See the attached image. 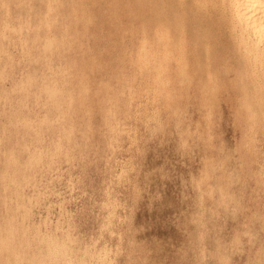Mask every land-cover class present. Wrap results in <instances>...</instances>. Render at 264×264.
Wrapping results in <instances>:
<instances>
[{
  "label": "rangeland",
  "instance_id": "rangeland-1",
  "mask_svg": "<svg viewBox=\"0 0 264 264\" xmlns=\"http://www.w3.org/2000/svg\"><path fill=\"white\" fill-rule=\"evenodd\" d=\"M191 6L0 0V264H264V66Z\"/></svg>",
  "mask_w": 264,
  "mask_h": 264
},
{
  "label": "bare ground",
  "instance_id": "bare-ground-1",
  "mask_svg": "<svg viewBox=\"0 0 264 264\" xmlns=\"http://www.w3.org/2000/svg\"><path fill=\"white\" fill-rule=\"evenodd\" d=\"M30 4V3H29ZM191 34L197 36L212 28L232 23L237 50L246 59L243 68L264 66V0H191ZM176 5V4H175ZM32 6V5H31ZM65 6V5H64ZM10 7V6H9ZM20 8V7H19ZM61 8V7H60ZM148 9V8H147ZM205 9H209L205 11ZM68 10V9H67ZM172 10V9H171ZM8 12V11H7ZM167 12V11H166ZM96 13V12H95ZM201 13V14H200ZM56 14V13H55ZM50 15H52L50 13ZM61 15V14H60ZM40 16V15H39ZM43 16V14H42ZM53 17V16H52ZM63 17V16H62ZM46 18V17H45ZM50 18V17H49ZM155 19V18H154ZM171 19V18H170ZM65 20V19H64ZM46 21V20H45ZM40 22V21H39ZM42 22V20H41ZM48 22V20H47ZM51 22V18H50ZM53 22V21H52ZM36 23V22H35ZM26 24V23H25ZM37 25L38 22L36 23ZM41 24V23H40ZM45 24H47L45 22ZM34 25V24H33ZM49 25V24H48ZM156 25V24H155ZM160 25V24H159ZM170 25V24H169ZM47 26V25H45ZM171 26V25H170ZM162 27V26H161ZM212 27V28H211ZM67 28V27H66ZM159 28V27H158ZM50 30V28H49ZM163 30V29H162ZM166 30V29H165ZM74 31V30H73ZM196 31H198L196 33ZM33 32V31H32ZM37 32V31H36ZM50 32V31H49ZM48 32V33H49ZM35 34V33H34ZM170 34V33H169ZM167 39V37H165ZM200 38V37H199ZM64 39V38H63ZM177 39V38H176ZM232 39V38H231ZM165 41V40H164ZM235 41V40H234ZM157 42V41H156ZM170 43V42H169ZM174 43H176L174 41ZM173 43V44H174ZM168 44V43H167ZM172 44V45H173ZM210 44V43H209ZM232 44V43H230ZM63 45V44H62ZM160 45V44H159ZM176 45H178L176 43ZM180 45V44H179ZM208 45V44H207ZM174 46V45H173ZM211 46V45H210ZM158 47V45H157ZM172 47V46H171ZM170 47V48H171ZM175 47V46H174ZM178 47V46H176ZM175 47V48H176ZM191 47L194 48L192 45ZM152 48V47H151ZM154 48V47H153ZM159 49L160 46L158 47ZM169 48V46H168ZM221 48V46H220ZM224 48V47H223ZM211 49V48H210ZM177 50V49H176ZM231 50V49H230ZM154 51V50H153ZM234 51V49H233ZM148 52V51H147ZM158 52V51H157ZM136 53V52H135ZM150 53V52H149ZM154 53V52H153ZM167 53V52H166ZM175 53V52H174ZM178 53V52H177ZM176 53V54H177ZM234 53V52H233ZM163 54V53H162ZM230 54V53H228ZM236 54V53H235ZM151 56V55H150ZM212 56V55H211ZM226 56V55H225ZM237 56V55H236ZM243 56V57H244ZM159 57V53L158 56ZM161 57V56H160ZM254 58L252 60L251 58ZM155 59V58H154ZM153 59V60H154ZM151 60V59H150ZM158 60V59H157ZM235 61V60H234ZM154 62V61H152ZM135 63V62H134ZM149 64V63H148ZM232 65V64H231ZM210 66V65H209ZM234 67V66H233ZM145 68V67H144ZM255 70V69H253ZM246 71V70H245ZM251 71V70H250ZM261 71V70H260ZM257 73V72H256ZM243 74V73H242ZM241 74V75H242ZM260 74V73H259ZM147 75V74H146ZM244 75V74H243ZM252 75V74H251ZM240 76V75H239ZM255 76V75H254ZM231 78V77H229ZM235 78V77H234ZM245 78V77H244ZM260 78V76H259ZM148 79V78H147ZM258 79V78H257ZM237 80V79H236ZM255 80V79H254ZM262 80V78L260 79ZM144 81V80H143ZM241 81V80H240ZM264 81V80H263ZM230 83V82H229ZM245 83V82H244ZM142 84V83H141ZM252 84V83H251ZM256 84V83H255ZM244 85V84H243ZM249 85V84H248ZM51 86V85H50ZM243 87V86H242ZM259 89V88H257ZM159 90V89H158ZM258 91V90H257ZM258 93V92H257ZM262 98V97H261ZM12 99V98H11ZM9 100V99H8ZM254 106V104H253ZM252 115V114H251ZM253 117V116H252ZM251 117V118H252ZM116 121V120H115ZM252 124V123H251ZM254 125V124H253ZM252 128V127H250ZM256 129V127H254ZM249 129V127H248ZM7 169V168H6ZM14 176V175H13ZM24 208V207H23ZM29 226V225H28ZM23 227V226H21ZM20 227V228H21ZM19 232V231H18ZM17 233V232H16ZM22 233V232H21ZM21 236V235H20ZM19 236V237H20ZM21 248V246H20ZM3 252V251H2ZM5 253V252H4ZM11 254V253H10ZM2 262V261H1ZM12 263V262H11Z\"/></svg>",
  "mask_w": 264,
  "mask_h": 264
}]
</instances>
